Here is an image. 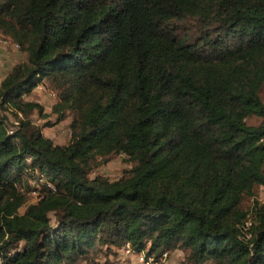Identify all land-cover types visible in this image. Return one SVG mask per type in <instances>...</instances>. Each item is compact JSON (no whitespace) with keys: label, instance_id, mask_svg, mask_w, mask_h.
Segmentation results:
<instances>
[{"label":"trees","instance_id":"16d2710c","mask_svg":"<svg viewBox=\"0 0 264 264\" xmlns=\"http://www.w3.org/2000/svg\"><path fill=\"white\" fill-rule=\"evenodd\" d=\"M0 33L27 55L0 81V264L125 243L154 264H264V0H0ZM38 84L66 144L28 118L46 116L23 100ZM119 154V178L91 176Z\"/></svg>","mask_w":264,"mask_h":264},{"label":"rangeland","instance_id":"374dc122","mask_svg":"<svg viewBox=\"0 0 264 264\" xmlns=\"http://www.w3.org/2000/svg\"><path fill=\"white\" fill-rule=\"evenodd\" d=\"M196 30L189 29L186 34L189 38L194 37ZM184 32H180L182 35ZM0 39L6 41V43H0V81L4 76L12 69L13 66L25 62L27 59L26 52L21 48H14L11 44L13 39L6 34L0 33ZM54 93L50 96L48 92ZM260 97L264 101V84L259 92ZM23 100L26 102L37 103L42 109V114L39 115L35 110L29 114V119L34 125H37L44 136L50 138L55 144H66L69 134V122L70 118L67 116L61 121L56 120V115L51 112L52 106L57 102V95L54 90L49 86L44 85V90H32L30 93L23 96ZM7 117V122L11 129H14L15 119L11 115L9 110L1 112ZM21 117V115H19ZM262 121V118L251 117L248 119L249 124L258 125ZM129 163L125 161L122 154L115 155L107 163L101 164L98 167L93 168L91 176L96 174L108 177L111 180L119 178L125 170L129 168ZM33 195V194H32ZM255 197L262 203H264V185L255 189ZM33 199V198H32ZM252 200L250 197L245 196L241 206L244 209H249ZM180 259L177 264H185L183 261V253L181 250H175L166 257L160 259L159 264H170L173 260ZM84 264V263H79ZM94 264H154L150 261H140L137 256H127L122 250L116 246L102 247L101 253L98 256Z\"/></svg>","mask_w":264,"mask_h":264},{"label":"built area","instance_id":"2783aa9c","mask_svg":"<svg viewBox=\"0 0 264 264\" xmlns=\"http://www.w3.org/2000/svg\"><path fill=\"white\" fill-rule=\"evenodd\" d=\"M0 43H6V41H3V40L0 39ZM11 44L13 45L14 48H18V47H19V45H18L16 42H12ZM34 90H40V91H43V90H44V86H43L42 84H38V85L35 86ZM48 94H49L50 96H53V95H54V93L51 92V91H49ZM11 131H12V129H10V132H11ZM69 134H70V131H69ZM263 142H264V139H263ZM123 249H124V252H125L126 254H131V253H133V250L131 249L129 243H125V244L123 245ZM139 255H140V259H141L142 261L144 260V261L147 262V263H148V261H150V259L145 260V255H144V253H140ZM163 256L165 257L166 254L164 253Z\"/></svg>","mask_w":264,"mask_h":264},{"label":"crops","instance_id":"0c3cea01","mask_svg":"<svg viewBox=\"0 0 264 264\" xmlns=\"http://www.w3.org/2000/svg\"><path fill=\"white\" fill-rule=\"evenodd\" d=\"M121 250H122V252H124V249H123V246L120 248ZM125 253V252H124ZM126 254V253H125ZM127 256H137L138 258H139V260L140 261H142L141 259H140V255L139 254H137V253H131V254H126ZM180 260V259H179ZM178 259H176V260H173V262L172 263H170V264H177V262L179 261ZM144 261V260H143Z\"/></svg>","mask_w":264,"mask_h":264}]
</instances>
